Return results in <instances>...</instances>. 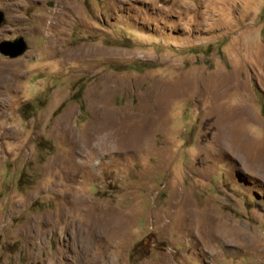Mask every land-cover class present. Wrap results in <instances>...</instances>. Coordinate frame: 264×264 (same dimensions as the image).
<instances>
[{
    "label": "rangeland",
    "instance_id": "374dc122",
    "mask_svg": "<svg viewBox=\"0 0 264 264\" xmlns=\"http://www.w3.org/2000/svg\"><path fill=\"white\" fill-rule=\"evenodd\" d=\"M0 11V264H264V0Z\"/></svg>",
    "mask_w": 264,
    "mask_h": 264
},
{
    "label": "water",
    "instance_id": "95a60500",
    "mask_svg": "<svg viewBox=\"0 0 264 264\" xmlns=\"http://www.w3.org/2000/svg\"><path fill=\"white\" fill-rule=\"evenodd\" d=\"M4 13L0 11V27L5 23ZM28 45L23 38L13 42L0 43V53L10 59L22 56L27 51Z\"/></svg>",
    "mask_w": 264,
    "mask_h": 264
},
{
    "label": "bare ground",
    "instance_id": "6f19581e",
    "mask_svg": "<svg viewBox=\"0 0 264 264\" xmlns=\"http://www.w3.org/2000/svg\"><path fill=\"white\" fill-rule=\"evenodd\" d=\"M220 230V229H219ZM243 233V232H242ZM221 234V233H220ZM225 235V234H224ZM226 237L230 240H232V242L236 241V240H243V235L238 232V231H227L226 233ZM224 238V237H223ZM229 240V241H230ZM244 241V240H243ZM231 246V245H230Z\"/></svg>",
    "mask_w": 264,
    "mask_h": 264
},
{
    "label": "trees",
    "instance_id": "16d2710c",
    "mask_svg": "<svg viewBox=\"0 0 264 264\" xmlns=\"http://www.w3.org/2000/svg\"><path fill=\"white\" fill-rule=\"evenodd\" d=\"M81 110L84 112L85 108L82 106V107H81Z\"/></svg>",
    "mask_w": 264,
    "mask_h": 264
}]
</instances>
